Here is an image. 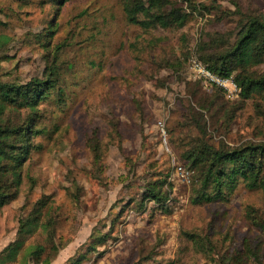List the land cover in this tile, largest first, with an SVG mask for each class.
Here are the masks:
<instances>
[{
	"label": "rangeland",
	"instance_id": "rangeland-1",
	"mask_svg": "<svg viewBox=\"0 0 264 264\" xmlns=\"http://www.w3.org/2000/svg\"><path fill=\"white\" fill-rule=\"evenodd\" d=\"M231 1L219 2L234 10ZM234 1L264 18V0ZM0 21V34L10 39L0 47L8 56L0 80L44 78L42 36L52 24L50 48L59 47L56 66L66 94L60 109L44 106L50 133L35 139L41 148L24 168L33 189L24 178L18 199L0 209V250L44 195L56 208L65 244L51 264L82 253L81 264H221L248 241L260 245L264 262V234L246 218L248 208L264 217L263 193L238 184L223 200L194 204V177L184 162L185 148L200 131L214 147L264 144V92L245 102L230 99L190 69L198 45L230 30V21L203 14L182 29L143 33L126 23L121 0H69L60 7L51 0H0ZM92 138L101 151L98 169L88 147ZM159 178L166 179L164 190L170 188L168 205L160 211L149 201L139 212L144 184ZM91 245L95 251L87 252Z\"/></svg>",
	"mask_w": 264,
	"mask_h": 264
},
{
	"label": "trees",
	"instance_id": "trees-1",
	"mask_svg": "<svg viewBox=\"0 0 264 264\" xmlns=\"http://www.w3.org/2000/svg\"><path fill=\"white\" fill-rule=\"evenodd\" d=\"M68 1L51 0L57 7ZM219 1L121 0V8L126 23L138 27L143 33L182 29L194 17L203 14L214 15L219 22L230 21L233 24L230 30L201 42L197 55L198 60L214 75L232 78L240 89L238 99L245 102L253 95L264 92V18L256 11H244L234 0L231 1L234 10L224 9ZM44 33L42 37L47 40L42 43V48L46 50L44 58L48 63L44 78H33L25 84L0 80V209L18 199L24 178L33 189L34 181L25 175L24 168L31 154L41 148L35 144V139L46 138L50 133L43 124L46 118L44 106L55 103L60 109L64 105L66 94L61 88L56 66L59 47L55 50L50 48V39L55 33L53 25L49 24ZM9 40L0 34V47L8 45ZM6 59L8 56L0 54V76L3 75L1 62ZM200 133L202 137L190 142L184 150V162L194 177L192 203L223 200L235 192L238 184L249 190H260L264 195L263 143H246L237 147L221 143L214 147L205 140V132ZM88 147L93 165L98 169L101 151L97 140L90 139ZM119 149L121 151L120 146ZM165 184V178L144 184L145 195L137 202L139 212L149 201L157 204L160 211L165 209L170 193V188L164 190ZM77 186L74 183L78 193L80 188ZM73 197V201L79 203L78 196L75 194ZM49 200V196L42 195L20 217L14 241L0 252V264H51L56 259L65 244L59 240L58 216L54 206L48 207ZM246 218L264 234L263 216L248 208ZM187 236L194 241L195 236ZM104 242L105 237L99 238V246H104ZM95 249L91 245L87 252ZM86 257V253H82L66 264H81ZM221 261V264H264L260 245L249 241L243 250L223 256Z\"/></svg>",
	"mask_w": 264,
	"mask_h": 264
},
{
	"label": "built area",
	"instance_id": "built-area-1",
	"mask_svg": "<svg viewBox=\"0 0 264 264\" xmlns=\"http://www.w3.org/2000/svg\"><path fill=\"white\" fill-rule=\"evenodd\" d=\"M190 69L193 72L194 78L198 80H203L204 83L209 85H214L219 87L225 93L228 94V98L230 99H238L240 94V89L234 83L232 78H221L213 73H211L199 60L193 58L189 61ZM162 129V135L165 134L162 125L160 124ZM181 170V167L178 168ZM205 264H214L213 262L205 263Z\"/></svg>",
	"mask_w": 264,
	"mask_h": 264
},
{
	"label": "crops",
	"instance_id": "crops-1",
	"mask_svg": "<svg viewBox=\"0 0 264 264\" xmlns=\"http://www.w3.org/2000/svg\"><path fill=\"white\" fill-rule=\"evenodd\" d=\"M15 202V201H14ZM13 203V202H12ZM6 207V206H5ZM3 250V248L0 250V252Z\"/></svg>",
	"mask_w": 264,
	"mask_h": 264
}]
</instances>
